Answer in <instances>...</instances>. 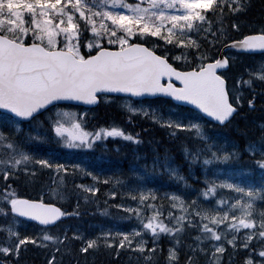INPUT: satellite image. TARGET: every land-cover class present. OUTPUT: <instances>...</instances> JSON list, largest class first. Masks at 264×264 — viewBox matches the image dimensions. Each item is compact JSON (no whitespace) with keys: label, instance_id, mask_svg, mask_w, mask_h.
<instances>
[{"label":"snow or ice","instance_id":"1","mask_svg":"<svg viewBox=\"0 0 264 264\" xmlns=\"http://www.w3.org/2000/svg\"><path fill=\"white\" fill-rule=\"evenodd\" d=\"M250 8L0 0V264H19L29 245L45 264H87L101 249L130 264L133 254L137 264H264V117L258 138L239 123L257 100L264 111V15L252 19ZM101 102L118 118L94 122ZM154 126L179 142L182 161L167 146L161 156L151 137L153 156L134 152L127 174L98 167ZM224 128L232 140L213 134ZM190 177L204 185L194 196ZM157 178L175 190L149 186ZM93 205L101 221L57 228Z\"/></svg>","mask_w":264,"mask_h":264},{"label":"trees","instance_id":"2","mask_svg":"<svg viewBox=\"0 0 264 264\" xmlns=\"http://www.w3.org/2000/svg\"><path fill=\"white\" fill-rule=\"evenodd\" d=\"M247 15L255 20H259L260 17L262 15H264V0H251V8L248 11ZM250 98V97H249ZM259 102L260 100L256 101V108L254 111H251L248 113L247 116V120L244 119H240L239 123L241 126H247L249 127L252 131H253V138H258V134L255 132V128H256V124H257V120L260 119V115H255L254 113H256L259 110ZM80 111H84L83 109H80ZM94 116L95 120L94 122H98L100 124H103L113 118H118V113L116 111V107L113 106H106L105 102H101L99 107L90 110V117ZM144 126V127H148V122L145 121H141L140 124L137 126ZM158 127H153L152 129H150L149 132L146 133H141V136L144 138L145 143L136 146V145H132V144H128V143H122L121 147H120V151L119 153L116 152H109L106 157L100 161H97V164H101V168L106 169L109 168V171H114L116 169H120L121 167H123V164H136L137 161L134 160V152L136 153H146L148 159L150 160L151 157L153 156V152L151 151V145H149L147 143V140L151 137H155L158 138L159 140H161V144L159 147V152L161 154V156H163L164 153V147L167 146L170 150L171 155H175V157L177 158V162H180L183 160V157L181 155V153L178 151L180 145L178 141H168L164 131L162 129H157ZM156 129L158 131H156ZM135 130V129H133ZM154 130V131H153ZM213 134L220 139L221 141L224 140H232L234 138L233 136V131L229 128H224V129H214L213 130ZM172 142V144H171ZM174 143L176 145H174ZM171 145V146H170ZM174 145V146H173ZM179 146V147H178ZM109 147H111V145H109ZM172 147V148H171ZM176 149V151H175ZM43 150H47V147L45 146L43 148ZM173 150V151H172ZM175 152V153H174ZM179 152V153H178ZM173 153V154H172ZM181 155V156H180ZM247 154H245L246 156ZM180 156V157H179ZM179 157V159H178ZM247 161L242 157L241 159V164H245ZM138 163L142 164L144 163V160L141 159ZM233 167H239V165H233ZM183 170L184 172L187 174V164H184L183 166ZM193 173L195 177H199L201 176V167L199 164L194 165L193 167ZM157 178L155 184H151L149 186H154V187H158L161 191H165V190H175V186L171 184V182L167 181L166 178ZM249 179L252 181H256V179L254 178V175H249ZM190 183H192L194 185V187H199L201 186L203 183L202 182H198L196 179H194L193 177H190ZM25 194L29 197V198H39L41 193L38 190H33V188L29 187ZM99 195V194H98ZM45 202H50L48 201L47 198H45ZM112 201H110L111 203ZM103 200L102 202H100V207H102L103 205ZM95 206V205H94ZM104 207V206H103ZM92 208V209H91ZM95 207L91 206L90 210L89 208L87 209V212L91 214L94 213ZM114 208L111 209L112 212H114ZM93 213H92V212ZM116 211V210H115ZM88 213L82 215L79 220L73 219V220H68V219H64L62 224L57 225V228H60L64 223H71L73 225H87V222H89L88 224H95L97 221H101L102 218L99 215H91L90 216ZM87 218H84V217ZM89 217V218H88ZM92 217V218H91ZM100 218V219H99ZM84 219V220H83ZM85 219H86V223H85ZM91 222V223H90ZM103 222L107 223V219H103ZM31 227V225H29ZM53 233L56 232V229H52L51 230ZM34 248L32 245H30V250H28L27 252L22 251L21 252V257L19 260V264H42L40 260H38V258L35 257L36 255H41L43 256L45 254V251H36L34 252ZM43 252V253H42ZM94 253H91V255H93ZM117 259H101L95 263L98 264V262H100L99 264H117L118 262H121V260H124V264H130V257L128 255H121L120 257H117ZM120 258V259H119ZM119 259V261H118ZM224 259L226 260L227 257L225 256ZM237 261L239 260V257L236 258ZM106 260V261H105ZM117 260V262H116ZM116 262V263H115ZM45 264V263H43ZM131 264H137V261L135 259V255L133 254V256L131 257Z\"/></svg>","mask_w":264,"mask_h":264},{"label":"bare ground","instance_id":"3","mask_svg":"<svg viewBox=\"0 0 264 264\" xmlns=\"http://www.w3.org/2000/svg\"><path fill=\"white\" fill-rule=\"evenodd\" d=\"M262 113H264V111H261V101L259 102V110L255 113V114H260V118L261 117H263V115H261ZM158 129V128H157ZM156 129V131H158ZM160 129V128H159ZM154 131V130H153ZM171 144H172V142H171ZM174 145H176L175 143H174ZM173 145V146H174ZM179 145V144H178ZM171 146V145H170ZM179 147V146H178ZM172 148V147H171ZM180 148V147H179ZM173 151V150H172ZM175 151H176V149H175ZM179 151V150H178ZM180 152V151H179ZM178 152V153H179ZM175 153V152H174ZM173 154V153H172ZM176 155V154H175ZM175 155H174V157H175ZM181 156V155H180ZM179 156V157H180ZM179 157H178V159H179ZM175 160H176V162H177V158L175 157ZM184 169V168H183ZM121 170V169H120ZM254 178L256 179V180H258V176L257 175H254ZM161 180V179H160ZM101 202H102V200H101ZM103 205V204H102ZM104 206V205H103ZM102 206V207H103ZM93 207H95L94 205H93ZM92 209V208H91ZM95 209V208H94ZM89 210H90V207H89ZM92 212V211H91ZM114 212H115V210H114ZM89 215H90V213L89 212H87ZM93 213V212H92ZM91 215H93V214H91ZM90 215V216H91ZM84 218H87L86 216L84 217ZM89 218V217H88ZM92 218V217H91ZM100 219V218H99ZM105 219V218H104ZM84 220V219H83ZM100 221V220H99ZM71 223H73V222H71ZM70 223V224H71ZM85 223H86V219H85ZM89 222H87V225H84V226H82V228H86V227H88V224ZM91 223V222H90ZM73 225V224H72ZM76 225V224H75ZM82 225V224H81ZM35 247V246H34ZM35 249V248H34ZM37 249V248H36ZM35 249V250H36ZM39 250V249H38ZM41 252V251H40ZM36 253H37V251H36ZM43 253V252H42ZM35 257L36 258H38V260H40V261H42V262H44L45 263V259H46V255L44 254L43 256H42V258H41V255L39 254V255H36L35 254ZM81 260L83 261V259H84V257H83V255H81ZM101 259H108V262H109V259H117L116 258V256L113 254V255H109L105 250H99V251H96L93 255H88V258H87V264H97V263H95V262H97V261H99V260H101ZM120 259V258H119ZM119 259H118V261H119ZM65 260H67V257H65ZM106 261V260H105ZM116 262H117V260H116ZM115 262V263H116ZM124 262V260H121V262H118L117 264H124L123 263ZM100 262H98V264H99ZM103 263V262H102ZM101 263V264H102ZM21 264V263H20ZM108 264V263H107ZM112 264V263H111ZM114 264V263H113Z\"/></svg>","mask_w":264,"mask_h":264},{"label":"rangeland","instance_id":"4","mask_svg":"<svg viewBox=\"0 0 264 264\" xmlns=\"http://www.w3.org/2000/svg\"><path fill=\"white\" fill-rule=\"evenodd\" d=\"M247 95V94H246ZM255 114V113H254ZM255 115H260V114H255ZM261 115H263V117H264V113H262ZM260 120V119H259ZM259 120H257V122L259 121ZM124 166L123 167H121L120 169L125 173V174H127L128 173V171L130 170V168L132 167V165L133 164H123ZM98 167H100L101 168V164H98ZM105 170H110L109 168H106ZM201 175H202V171H201ZM258 176V175H257ZM90 179V178H89ZM204 187V185L202 184L201 186H199V187H194L193 189H187L186 190V194H188V195H195V188H203ZM206 199V198H205ZM68 224H70V223H64L61 227H60V229H62L63 228V226L64 225H68ZM31 227L29 226V229H30ZM33 248H37V247H34L33 246ZM34 249V250H35ZM39 249V250H38ZM29 250H30V245H29ZM102 250V249H101ZM35 251H44L43 249H41V248H37ZM34 251V252H35ZM46 255V254H45ZM89 255H91V253H89ZM41 258H42V256H41ZM41 263L43 264L44 262H42L41 261Z\"/></svg>","mask_w":264,"mask_h":264},{"label":"water","instance_id":"5","mask_svg":"<svg viewBox=\"0 0 264 264\" xmlns=\"http://www.w3.org/2000/svg\"><path fill=\"white\" fill-rule=\"evenodd\" d=\"M93 108H96V107H90V109H93Z\"/></svg>","mask_w":264,"mask_h":264}]
</instances>
